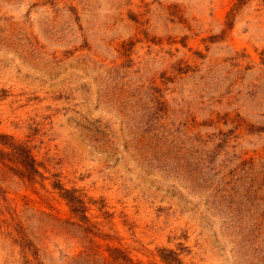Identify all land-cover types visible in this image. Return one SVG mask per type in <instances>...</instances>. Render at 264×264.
<instances>
[{
  "label": "rangeland",
  "instance_id": "obj_1",
  "mask_svg": "<svg viewBox=\"0 0 264 264\" xmlns=\"http://www.w3.org/2000/svg\"><path fill=\"white\" fill-rule=\"evenodd\" d=\"M0 264H264V0H0Z\"/></svg>",
  "mask_w": 264,
  "mask_h": 264
}]
</instances>
